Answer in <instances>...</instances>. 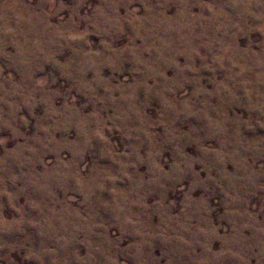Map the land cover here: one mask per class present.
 I'll return each mask as SVG.
<instances>
[{
	"label": "rangeland",
	"instance_id": "obj_1",
	"mask_svg": "<svg viewBox=\"0 0 264 264\" xmlns=\"http://www.w3.org/2000/svg\"><path fill=\"white\" fill-rule=\"evenodd\" d=\"M0 264H264V0H0Z\"/></svg>",
	"mask_w": 264,
	"mask_h": 264
},
{
	"label": "bare ground",
	"instance_id": "obj_2",
	"mask_svg": "<svg viewBox=\"0 0 264 264\" xmlns=\"http://www.w3.org/2000/svg\"><path fill=\"white\" fill-rule=\"evenodd\" d=\"M41 5V4H40ZM22 9V8H21ZM25 9V8H24ZM23 12V11H22ZM26 12H28V11H26Z\"/></svg>",
	"mask_w": 264,
	"mask_h": 264
}]
</instances>
